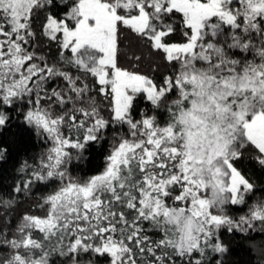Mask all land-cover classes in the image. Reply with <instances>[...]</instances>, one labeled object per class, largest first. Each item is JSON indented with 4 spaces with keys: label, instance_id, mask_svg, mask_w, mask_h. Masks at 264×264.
Segmentation results:
<instances>
[{
    "label": "snow or ice",
    "instance_id": "1",
    "mask_svg": "<svg viewBox=\"0 0 264 264\" xmlns=\"http://www.w3.org/2000/svg\"><path fill=\"white\" fill-rule=\"evenodd\" d=\"M0 137V264H264V0H0Z\"/></svg>",
    "mask_w": 264,
    "mask_h": 264
},
{
    "label": "trees",
    "instance_id": "2",
    "mask_svg": "<svg viewBox=\"0 0 264 264\" xmlns=\"http://www.w3.org/2000/svg\"><path fill=\"white\" fill-rule=\"evenodd\" d=\"M143 70L147 71V68L145 67ZM13 131H15V129ZM0 139H2V137H0ZM8 139L9 141H13L16 139V137L9 136ZM32 150L35 151L36 149L34 148ZM13 164L14 161H10L6 165H0V167H5L8 169V171L4 173V176L8 184L12 183V175H14V173H12ZM233 249H234V254L231 259L234 262V264H249V262L251 261V257L248 255L246 251L245 242L235 241L233 243Z\"/></svg>",
    "mask_w": 264,
    "mask_h": 264
}]
</instances>
